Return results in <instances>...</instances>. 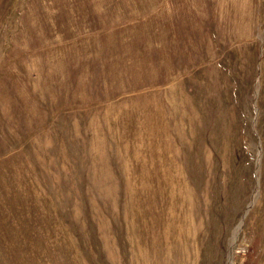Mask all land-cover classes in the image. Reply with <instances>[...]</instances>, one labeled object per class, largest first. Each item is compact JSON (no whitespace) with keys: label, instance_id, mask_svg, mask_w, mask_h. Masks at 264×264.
<instances>
[{"label":"rangeland","instance_id":"obj_1","mask_svg":"<svg viewBox=\"0 0 264 264\" xmlns=\"http://www.w3.org/2000/svg\"><path fill=\"white\" fill-rule=\"evenodd\" d=\"M160 241L264 264V0H0V264Z\"/></svg>","mask_w":264,"mask_h":264},{"label":"bare ground","instance_id":"obj_2","mask_svg":"<svg viewBox=\"0 0 264 264\" xmlns=\"http://www.w3.org/2000/svg\"><path fill=\"white\" fill-rule=\"evenodd\" d=\"M166 179H167V177H166ZM169 181L170 180H167L166 181V186H167V182L169 183ZM172 193V192H171ZM171 193H169V194H171ZM173 193H174V191H173ZM177 196V195H176ZM179 196V195H178ZM177 196V197H178ZM171 198V197H170ZM174 198V197H173ZM179 198V197H178ZM162 203V202H161ZM160 209V208H159ZM149 213H150V216H151V220H154L156 217H158L160 220L159 221H161V225H162V223H163V219H166V221L168 222V220H170V219H172V218H174L175 217V215L177 214L176 213V209L174 210L173 208H168V206H167V208L165 207V205L161 208V211L159 212V214L157 213H155L154 215H153V207H151V209H150V211H149ZM177 237H179L180 238V236L179 235H176V237L175 238H177ZM182 238H184V235L182 236ZM152 240V239H151ZM158 242V241H157ZM155 243V242H154ZM175 243V242H174ZM182 244V243H181ZM170 245V244H169ZM163 246L166 248V247H168V244L165 242V241H160V243H159V245L157 246V248L156 249H150L148 246L146 247V250H145V253H148V254H150V256H153L154 257V261H155V263L157 264H162L163 262H162V258H161V251H162V248H163ZM173 246V245H172ZM183 246V245H182ZM184 247V246H183ZM178 249V248H177ZM169 251V250H168ZM145 253H144V255H145ZM174 253H175V251H174ZM185 253V252H184ZM183 253V254H184ZM136 255V254H135ZM172 258V257H171ZM185 262V259L183 260V263ZM171 263V262H170ZM167 264V263H166Z\"/></svg>","mask_w":264,"mask_h":264}]
</instances>
